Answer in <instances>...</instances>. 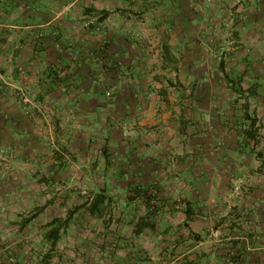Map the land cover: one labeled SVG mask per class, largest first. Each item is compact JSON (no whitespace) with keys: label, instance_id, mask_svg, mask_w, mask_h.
I'll list each match as a JSON object with an SVG mask.
<instances>
[{"label":"crops","instance_id":"obj_1","mask_svg":"<svg viewBox=\"0 0 264 264\" xmlns=\"http://www.w3.org/2000/svg\"><path fill=\"white\" fill-rule=\"evenodd\" d=\"M87 1L0 0V87L7 85L4 92L0 91V126L3 129L11 128L10 137L5 130L0 131V146L24 152L28 150L21 158L29 160L27 164L33 168L25 172L21 167L23 172L14 174V184L17 181L21 183L17 189L0 191V199L8 205L6 209H12L11 213H6L7 216L0 213L3 221L0 227L5 231L11 229L12 224H19L13 218L14 211L19 213L17 207L12 205L17 203V199H31L28 205L30 208L36 205L38 196L46 195L43 192L36 193V182L41 179L36 176L34 168L42 166L46 161L43 162L41 156H50L48 149L53 141L76 154L78 166L74 171L77 179L93 183L89 191L93 198H97L95 208L100 206V199L116 195L121 188L128 190L132 188V183L142 190L155 180L162 183L170 180L174 191L179 187L193 191L192 183L199 181L201 176L208 181L218 176L219 180L229 183L249 175L252 170L255 172L261 166V159H253L251 151L254 145L251 144V148L247 147L246 151L241 149L239 140L229 137L231 132L228 131L223 135L226 139L219 141V154H209L202 166L196 164L195 155L199 152L195 154L194 150L197 148L192 146L190 140H181L183 137L186 139L184 135L193 129L187 123L182 124L180 118L187 117L191 111L188 114L180 113L179 103H184L185 97H176L173 93L175 89H171L174 74L166 77L163 72L181 67L185 72L179 80L187 87L211 83L205 81V75L201 77L196 72L201 68L196 61L187 60L188 64H180L178 49L184 43H189L190 38L197 33L207 38L224 35L228 30L227 17L239 0ZM249 2L252 10L246 16V21L257 24V21L264 20V14L261 16L256 10L259 3L264 6V0ZM89 4L92 9L87 12L97 13L101 5L136 7L147 23L138 26L137 30L128 26L129 29H108L98 33L83 29L79 21L67 15V12L56 14L62 7L84 8L89 7ZM240 16V21H243L244 15ZM201 21L205 25L199 28ZM240 21L237 19V22ZM245 26L247 28L249 24ZM236 28L237 39L246 47L258 53L264 51V37L252 30L255 34L249 38L244 35V28ZM40 35H43L42 39ZM132 36L143 37L145 46L134 50ZM188 53L192 57L195 55L190 51L185 54ZM204 66L203 70L212 69L208 62ZM134 68L139 73L130 81L132 78L129 79L128 72ZM242 69L239 75L241 73L240 77L243 78L236 80V84L244 88V97L243 94L238 96L255 104L261 103V112V108L255 104L253 109H257L258 117L264 116V88L258 90L264 87V64L252 67L255 76ZM114 70L122 72L127 81L120 87L119 94L108 97L107 88L119 77ZM153 70L156 76L151 77ZM221 78L223 82L220 85L227 91V86L234 81L229 82L223 75ZM151 88L160 90L155 106H152L154 100L148 95ZM6 92H10V95H6ZM200 95L207 100L209 98L204 92H200ZM234 96L230 93L221 97L225 101L222 106L227 114L235 109L231 104ZM24 97L29 98L27 100L31 104L23 103ZM169 103L171 106L167 105ZM191 117L192 114L187 118ZM241 117L243 112L237 118ZM51 119L56 122L54 128ZM124 119L129 125L131 120L136 121L130 142L122 140L120 130L123 131L125 127H119V121ZM204 127L200 128L203 132ZM144 143H149L150 147H144ZM214 146L217 147V143L211 146L206 142L201 144L202 149L199 150L208 151L209 148L212 151ZM249 156L252 159L246 161ZM169 164L171 168L166 169ZM18 166L22 164L18 163ZM67 178L71 176L66 174ZM11 180L9 178L7 181ZM102 182L114 183L113 191L107 189L110 184ZM251 194L253 205L250 210L264 214V185L254 188ZM261 219L264 220V217ZM249 258L240 261L264 264V255Z\"/></svg>","mask_w":264,"mask_h":264},{"label":"rangeland","instance_id":"obj_2","mask_svg":"<svg viewBox=\"0 0 264 264\" xmlns=\"http://www.w3.org/2000/svg\"><path fill=\"white\" fill-rule=\"evenodd\" d=\"M83 7H62L56 14L67 12V15H72L79 21L83 29L98 33L128 26L137 30L138 26L147 23L136 7L101 5L98 6V13L87 12L92 9L91 4ZM256 8L262 16L263 4L259 3ZM251 10L249 0H239L227 17L228 30L224 35L207 38L206 35L197 33L190 38L189 43H184L178 49L180 64H188L187 60L196 61L199 68L201 65L196 72L201 77L205 75V81L211 83L187 87L179 80L185 72L181 67L175 71L163 72L166 77L174 74L171 78L174 81V84L170 83L171 89H175L173 93L176 97H185L184 103H179L180 113L188 114L191 111L190 119L187 117L191 114L180 118L182 124L187 123L193 129L184 135L187 140L185 137L181 140H190L192 146L197 148L194 150L195 154L199 152L195 155L196 164L202 166L203 160L209 158V154H219L218 145L226 139L223 135L228 131L231 132L229 137L239 140L241 149L246 151L247 147L254 145L251 153L254 161L261 159L260 168L229 183L219 180L218 176L213 181L201 176L199 181L192 183L195 191H186L180 187L174 191L170 180L163 183L155 180L142 190L132 183V188L125 191L121 188L116 195L100 199V206L95 208L97 198H93L89 191L93 183L77 179L74 171L78 166L76 154L53 141L48 149L50 156H41L43 162L46 161L42 166L34 168L36 176L41 179L36 182V193L43 192L46 195L38 196L36 205L30 208L28 205L31 199L28 198H19L17 203L12 204L19 212L16 214L14 211L13 216L19 224H12L11 229L6 231L0 227V264H260L240 261L242 258L264 255V220L261 219L264 214L261 215L258 210H250L253 205L252 190L264 185V116H257V109H253L255 103L244 100V88L236 84V80L243 78L240 77L241 73L239 75L242 67V71L246 70L249 75L255 76L252 67L264 64V51L258 53L237 39V26L244 28V35L249 38L255 33L264 37V20L259 17L263 22L257 21V24L246 21ZM240 15H244L245 21H240ZM236 17L240 22H237ZM247 24L249 26L246 28ZM199 25L200 28L205 23L201 21ZM40 37L42 39L43 35ZM132 43L134 50L145 46V40L140 36H132ZM188 51L194 52L195 59L191 54H185ZM207 62L212 69L203 70L204 63ZM132 66L136 67L135 63ZM114 71L119 77L107 88L108 97L119 94L120 87L127 81L122 72ZM128 73L131 81L139 70L134 68ZM150 75L156 76L155 70ZM221 75L229 82L234 81L227 86V91L220 85L223 82ZM5 87H0V91L4 92ZM263 88L259 87L258 90L262 91ZM159 92V88H151L148 92L149 97L154 100L152 106L156 105ZM200 92L209 95L208 100L201 97ZM230 93L235 94L231 104L237 108V112L232 109L227 114L223 110L225 101L221 97ZM242 94L243 97L240 98L238 95ZM6 95H10V92H6ZM23 99V103L31 104L27 100L29 98ZM260 104L255 105L261 108V112L263 107ZM167 105L171 106L170 103ZM242 112L243 117L237 118ZM125 122V119L119 121V127H125L120 132L122 140L130 142L136 121L131 120L130 125ZM55 123L54 121L52 124L53 128ZM202 126H205L204 132L200 129ZM3 130L11 136L10 127L3 129L0 126V131ZM204 140L211 146L217 143V147L214 146L212 151L209 148L208 151L199 150L202 149L201 144L206 143ZM144 147H150L149 143H144ZM27 152L28 150L24 152L21 149L0 146V191L19 187L20 182L14 184V174L22 173L21 167L25 172L32 168L28 165L29 160L21 158ZM249 159L252 157H247L246 161ZM18 163L22 166H18ZM170 163L172 164L171 160ZM168 168H171L170 164L166 167ZM30 173L34 174L32 171ZM66 174L71 178L66 179ZM9 178L12 180L8 182ZM103 183L106 182L101 184ZM106 184H110L107 189L113 191L114 183ZM48 191L51 195L47 194ZM84 191L85 194L82 193ZM7 207L0 199V213L3 216H7L9 211L12 212ZM0 222H3L1 217ZM57 229L60 230V235L56 238L54 231Z\"/></svg>","mask_w":264,"mask_h":264},{"label":"trees","instance_id":"obj_3","mask_svg":"<svg viewBox=\"0 0 264 264\" xmlns=\"http://www.w3.org/2000/svg\"><path fill=\"white\" fill-rule=\"evenodd\" d=\"M60 235V230L57 229L54 231V236L57 238Z\"/></svg>","mask_w":264,"mask_h":264},{"label":"built area","instance_id":"obj_4","mask_svg":"<svg viewBox=\"0 0 264 264\" xmlns=\"http://www.w3.org/2000/svg\"><path fill=\"white\" fill-rule=\"evenodd\" d=\"M13 261V260H12Z\"/></svg>","mask_w":264,"mask_h":264}]
</instances>
